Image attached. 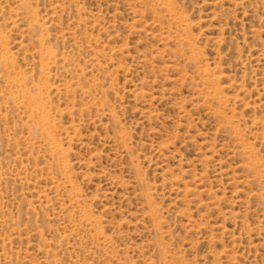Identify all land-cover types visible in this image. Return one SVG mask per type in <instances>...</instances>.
<instances>
[{"label":"rangeland","instance_id":"374dc122","mask_svg":"<svg viewBox=\"0 0 264 264\" xmlns=\"http://www.w3.org/2000/svg\"><path fill=\"white\" fill-rule=\"evenodd\" d=\"M0 264H264V0H0Z\"/></svg>","mask_w":264,"mask_h":264}]
</instances>
